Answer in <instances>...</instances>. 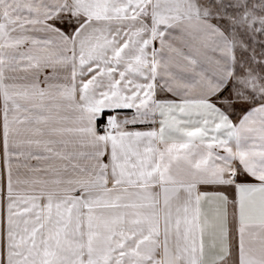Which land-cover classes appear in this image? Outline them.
<instances>
[{
	"label": "crops",
	"instance_id": "obj_1",
	"mask_svg": "<svg viewBox=\"0 0 264 264\" xmlns=\"http://www.w3.org/2000/svg\"><path fill=\"white\" fill-rule=\"evenodd\" d=\"M170 4L0 0V264H264V101Z\"/></svg>",
	"mask_w": 264,
	"mask_h": 264
},
{
	"label": "rangeland",
	"instance_id": "obj_2",
	"mask_svg": "<svg viewBox=\"0 0 264 264\" xmlns=\"http://www.w3.org/2000/svg\"><path fill=\"white\" fill-rule=\"evenodd\" d=\"M211 17L234 41L237 79L226 102L236 113L264 101V0H167Z\"/></svg>",
	"mask_w": 264,
	"mask_h": 264
},
{
	"label": "built area",
	"instance_id": "obj_3",
	"mask_svg": "<svg viewBox=\"0 0 264 264\" xmlns=\"http://www.w3.org/2000/svg\"><path fill=\"white\" fill-rule=\"evenodd\" d=\"M100 132L103 136H108L111 134V128L106 124V122L103 120L102 124L100 125ZM234 179L237 178V175H233Z\"/></svg>",
	"mask_w": 264,
	"mask_h": 264
},
{
	"label": "trees",
	"instance_id": "obj_4",
	"mask_svg": "<svg viewBox=\"0 0 264 264\" xmlns=\"http://www.w3.org/2000/svg\"><path fill=\"white\" fill-rule=\"evenodd\" d=\"M103 120H104V117H102V119L99 121L100 125L102 124Z\"/></svg>",
	"mask_w": 264,
	"mask_h": 264
}]
</instances>
